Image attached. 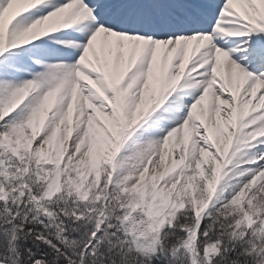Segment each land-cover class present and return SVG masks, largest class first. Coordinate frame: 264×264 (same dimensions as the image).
Here are the masks:
<instances>
[{"label":"snow or ice","instance_id":"snow-or-ice-1","mask_svg":"<svg viewBox=\"0 0 264 264\" xmlns=\"http://www.w3.org/2000/svg\"><path fill=\"white\" fill-rule=\"evenodd\" d=\"M0 264H264V0H0Z\"/></svg>","mask_w":264,"mask_h":264}]
</instances>
